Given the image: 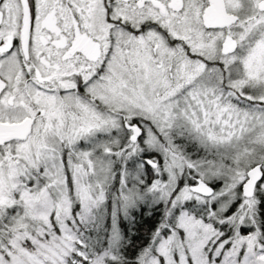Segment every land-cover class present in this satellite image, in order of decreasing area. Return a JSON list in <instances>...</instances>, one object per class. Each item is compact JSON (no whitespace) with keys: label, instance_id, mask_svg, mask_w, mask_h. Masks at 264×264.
Masks as SVG:
<instances>
[{"label":"snow or ice","instance_id":"1","mask_svg":"<svg viewBox=\"0 0 264 264\" xmlns=\"http://www.w3.org/2000/svg\"><path fill=\"white\" fill-rule=\"evenodd\" d=\"M0 264H264V0H0Z\"/></svg>","mask_w":264,"mask_h":264}]
</instances>
